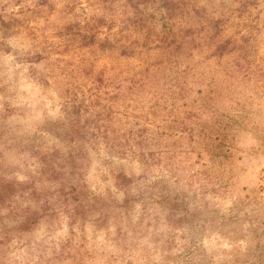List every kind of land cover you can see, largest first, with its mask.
<instances>
[{
    "label": "rangeland",
    "instance_id": "obj_1",
    "mask_svg": "<svg viewBox=\"0 0 264 264\" xmlns=\"http://www.w3.org/2000/svg\"><path fill=\"white\" fill-rule=\"evenodd\" d=\"M169 4L0 0V264H264V0Z\"/></svg>",
    "mask_w": 264,
    "mask_h": 264
},
{
    "label": "trees",
    "instance_id": "obj_2",
    "mask_svg": "<svg viewBox=\"0 0 264 264\" xmlns=\"http://www.w3.org/2000/svg\"><path fill=\"white\" fill-rule=\"evenodd\" d=\"M162 6H165L166 7V10H167V12H169V10H170V8L171 7H173V5H170L169 4V0H162ZM169 14V13H168ZM72 107H75V106H72ZM67 113H68V111H67ZM71 113L73 114L74 112L72 111V108H71ZM72 114L71 115H69V116H72ZM104 135H106V137H108L107 136V133H105ZM81 158H83L84 157V155H81L80 156ZM85 183H84V185H83V188L85 187ZM68 187V186H67ZM78 188H79V185H71V186H69L68 188H66V186L64 185V184H62L61 186H60V188H59V190L61 191V193L64 195V197H65V195H66V190L67 189H72V191L73 192H76L77 190H78ZM82 188V187H81ZM65 201H67V199L65 198ZM39 218V213L38 212H36V214H35V216H34V213H33V215L31 214L30 216H28L27 217V219H26V223H31V222H34V221H37V219Z\"/></svg>",
    "mask_w": 264,
    "mask_h": 264
}]
</instances>
